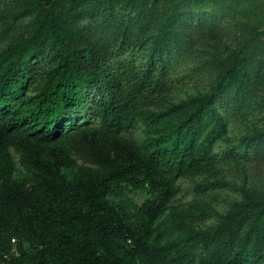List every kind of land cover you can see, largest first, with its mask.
<instances>
[{
  "label": "trees",
  "instance_id": "1",
  "mask_svg": "<svg viewBox=\"0 0 264 264\" xmlns=\"http://www.w3.org/2000/svg\"><path fill=\"white\" fill-rule=\"evenodd\" d=\"M11 16L30 30L0 47V264H264V125L230 138L264 90V0H16ZM184 68L208 86L175 102ZM213 169L243 181L208 184L238 196L199 228L172 203Z\"/></svg>",
  "mask_w": 264,
  "mask_h": 264
},
{
  "label": "rangeland",
  "instance_id": "2",
  "mask_svg": "<svg viewBox=\"0 0 264 264\" xmlns=\"http://www.w3.org/2000/svg\"><path fill=\"white\" fill-rule=\"evenodd\" d=\"M15 5L16 0H0V47L5 46L7 42L15 36L21 35L23 33L27 34L30 30L29 17L21 16L16 18L11 16V12L14 10ZM127 19L129 20V18ZM118 20L121 19L118 18ZM93 23L103 24L105 23V17H101L99 19L88 18L83 21L84 25ZM140 62V60H137L138 64ZM185 70L187 69H179L177 70L178 73L172 74L169 77V83L172 82V85L168 88L169 98H171L172 101L178 102L189 95L195 94L201 90H205L208 86V81L205 75L201 74L199 77H194L187 74ZM263 95L264 90L262 89L258 92V98L255 103L252 106L246 108L238 117V119H235V122L231 124L232 133L230 138L241 136L242 133H246V131L254 124L258 126L264 125V108L258 104V101L261 100ZM93 96H95L94 93L91 94V97L86 98L88 105L93 103ZM80 112L81 113L76 117L77 119H81L85 116L84 109H82ZM91 123L93 122L88 120L87 124ZM126 136L141 141L143 134L140 129H136L131 133L126 134ZM226 145L227 143L225 142L224 146ZM74 157L78 164H84V158L80 153H75ZM15 161V177L20 179L24 175V170L20 164L18 155H15ZM261 169H263L264 174V168ZM220 179H236L238 182L243 181L242 177L235 176V174L232 172L217 169H213L194 180H180L178 182L180 190L173 200V206L179 211H187L186 214L190 216L188 219L199 228L215 225L220 220V215L227 211L232 200L238 196L237 192L231 188H222L218 186L211 187V185H208L216 180L219 181ZM252 179L250 178L249 181ZM259 185L264 187V181ZM202 207L206 208L207 213L201 212Z\"/></svg>",
  "mask_w": 264,
  "mask_h": 264
}]
</instances>
